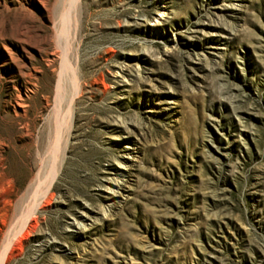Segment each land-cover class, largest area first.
I'll list each match as a JSON object with an SVG mask.
<instances>
[{
    "label": "rangeland",
    "instance_id": "obj_1",
    "mask_svg": "<svg viewBox=\"0 0 264 264\" xmlns=\"http://www.w3.org/2000/svg\"><path fill=\"white\" fill-rule=\"evenodd\" d=\"M39 173L4 264H264V0H0V262Z\"/></svg>",
    "mask_w": 264,
    "mask_h": 264
},
{
    "label": "bare ground",
    "instance_id": "obj_2",
    "mask_svg": "<svg viewBox=\"0 0 264 264\" xmlns=\"http://www.w3.org/2000/svg\"><path fill=\"white\" fill-rule=\"evenodd\" d=\"M59 2H60L61 7L63 8V10H66L69 12H72L80 4V0H59ZM40 3L43 6H46V0H40ZM58 11L59 10L56 7L49 9V11H48L49 19L51 20L58 13ZM56 23H55L56 27L60 26L61 33H60V37L58 39V43H59V45L63 51V53H62L63 54V63L61 66V75H60L59 83L57 85L58 86V94H59V92L61 90V86L63 85L62 82H65V80L68 79L67 75H68V70H70V68H71V62H70V58H69V52H70L69 51V45H68L69 43L67 42V41H69V39L67 38V33H66V31H67L66 27L68 25L67 20L66 19L58 20ZM50 38H52V37H50ZM35 45L37 46V44H35ZM43 46H45V44ZM60 99H62V98H60ZM41 172H43V171H41ZM41 177H42V173H39L38 175H36L32 179V181L29 184V186L27 187L26 191L22 194V196L18 200L17 208H16V211L14 213L11 228L8 231V234L6 236V240L4 241V244H3L0 264H4V261L6 260L8 253H9L10 249L12 248L14 242L16 241L17 237H19L20 235H22L26 231V229L29 227L28 225H29L31 217L34 216V214L37 212V210L41 206L44 199L47 197V194L49 192L53 177L49 178L46 181L41 179ZM44 179H46V178L44 177Z\"/></svg>",
    "mask_w": 264,
    "mask_h": 264
}]
</instances>
